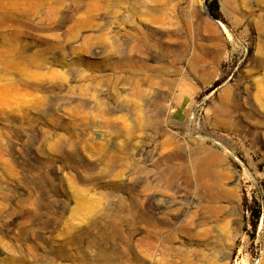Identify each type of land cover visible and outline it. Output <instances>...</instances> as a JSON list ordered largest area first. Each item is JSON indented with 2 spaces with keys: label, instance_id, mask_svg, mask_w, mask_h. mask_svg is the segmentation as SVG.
Instances as JSON below:
<instances>
[{
  "label": "rangeland",
  "instance_id": "obj_1",
  "mask_svg": "<svg viewBox=\"0 0 264 264\" xmlns=\"http://www.w3.org/2000/svg\"><path fill=\"white\" fill-rule=\"evenodd\" d=\"M217 5L0 0V264H264V0Z\"/></svg>",
  "mask_w": 264,
  "mask_h": 264
},
{
  "label": "bare ground",
  "instance_id": "obj_2",
  "mask_svg": "<svg viewBox=\"0 0 264 264\" xmlns=\"http://www.w3.org/2000/svg\"><path fill=\"white\" fill-rule=\"evenodd\" d=\"M23 3V2H22ZM204 11V8H203ZM204 15L209 19L208 15L204 11ZM210 20V19H209ZM214 157L211 156L209 158H203L197 160V171L195 172V177L199 181V185H202L203 190L205 191L206 195L208 194L210 196L209 189L212 187V184L214 183V178L212 177V174L215 170V164H214ZM224 170V169H223ZM226 171V170H225ZM208 186V187H207ZM211 186V187H210ZM204 195V194H203ZM213 195V194H212ZM206 198V197H205ZM211 198V197H210ZM209 200V199H208ZM213 209V208H212ZM214 210V209H213ZM198 226H205L204 220L200 221L198 223ZM208 230V229H207ZM203 236H207V231H202ZM214 235V234H213ZM224 240V239H223Z\"/></svg>",
  "mask_w": 264,
  "mask_h": 264
},
{
  "label": "trees",
  "instance_id": "obj_3",
  "mask_svg": "<svg viewBox=\"0 0 264 264\" xmlns=\"http://www.w3.org/2000/svg\"><path fill=\"white\" fill-rule=\"evenodd\" d=\"M207 13L214 19H217L218 5L217 0H205Z\"/></svg>",
  "mask_w": 264,
  "mask_h": 264
}]
</instances>
